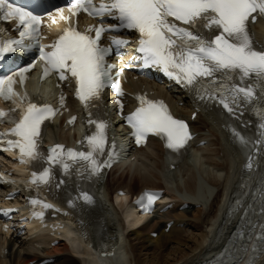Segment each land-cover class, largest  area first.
I'll return each instance as SVG.
<instances>
[{"label":"snow or ice","instance_id":"6c2138e0","mask_svg":"<svg viewBox=\"0 0 264 264\" xmlns=\"http://www.w3.org/2000/svg\"><path fill=\"white\" fill-rule=\"evenodd\" d=\"M69 11L73 16L83 11L93 18L108 16L117 21L107 28L101 23L99 27H89L84 32L70 26L48 46L51 51L46 52L43 47L39 49V59L43 62L42 79L52 73L58 74L60 81L69 79V76L73 78L76 97L89 113L88 123L95 124L96 131L86 138L87 152L65 150L62 145H56L45 155L39 149L41 126L57 112L48 104L32 102L26 92L15 91L17 81L23 87L27 73L34 65L22 67L0 79V98L13 102L20 113L17 120L12 114L0 110V122L13 125L7 132L0 133V143L7 144L3 151H16L21 164L44 161L48 165L39 173L33 171L30 185H49L53 165H59L66 175H70L72 165L69 161L85 162L84 166L91 175H99L103 167L111 166L114 144L113 150L107 153V160L97 159L105 154L108 124L104 120L92 119L90 111L102 104L105 88L114 87L117 95L123 96L120 84L113 81V65L106 61L112 48L100 46L105 32L119 33L127 29L138 33L137 51L144 66L160 68L169 78L193 91L201 101H218L229 113L241 103L254 107L260 105L255 107V112L261 120V129H264V50L255 46L249 27L257 17H264V0H109L99 6L93 0H75ZM59 16L67 22L62 9ZM0 18L17 21L23 28L20 39L0 41V57L26 49V39H39L41 17L14 6L8 0H0ZM90 32H95V36L88 35ZM126 43L118 36H113L111 41L116 49ZM256 84L260 85L259 92ZM64 99L61 94V107ZM137 99L139 106L126 117L136 143H145L151 134L165 139L168 149L179 151L184 148L192 138L188 125L173 118L162 101H151L144 96ZM120 108L122 112L123 104ZM74 121L75 117H72L69 123ZM233 135L241 145H248L249 141L235 129ZM247 166L252 167L251 163ZM145 196L146 210H151L158 196L154 193ZM82 198L86 203L92 202L87 193H82ZM30 203L40 205L42 209L52 207L37 199ZM33 214L37 218L43 217V211ZM260 239L264 241V230Z\"/></svg>","mask_w":264,"mask_h":264},{"label":"bare ground","instance_id":"6f19581e","mask_svg":"<svg viewBox=\"0 0 264 264\" xmlns=\"http://www.w3.org/2000/svg\"><path fill=\"white\" fill-rule=\"evenodd\" d=\"M175 109L181 116L192 114L190 106L181 107L176 103ZM204 120L195 123V130L200 133V137L201 132L210 130L208 135L211 138L206 139L208 145L196 152L194 163L186 162L178 172L169 174L170 179L165 176L167 173L161 148L153 143L150 151L126 170L116 181V185L113 184V177L102 187L104 206L106 204L102 224L112 239L110 249L114 252L113 256H102L91 248L90 244H94L93 248L101 245V249H107V246L99 245L100 230L93 225L88 245L84 235L72 236L69 232L65 238L70 247L66 244L51 247L45 234L37 241H23L19 247H15L18 239L11 240L8 242L10 257L5 258L0 252V264H34L37 260L40 262L47 258H56L54 264H118L120 261L123 264H204L227 253L241 227L242 215L252 201L245 198L242 209L231 218H225L230 199L240 186V168L244 158L241 153L237 155L229 147L215 120L207 121L205 127H202ZM55 137L68 141L72 138V133H59ZM238 159L239 166H235ZM145 188L165 189L167 196L178 201L177 209L144 223V219L138 218L135 211L127 209L123 204L125 199L116 197L118 202H122L121 207H125L126 213L124 211L121 214L113 205L107 204V199L110 201L114 191L124 189L129 194H134ZM184 203L193 208L178 210ZM122 216L127 217L128 230L140 226L138 235L133 237L131 233L124 231ZM171 220L175 222L174 226L166 233L163 224ZM157 231H160L159 237L156 240L149 239L152 245L149 244L146 236ZM5 241L0 236V243ZM259 264H264V258Z\"/></svg>","mask_w":264,"mask_h":264}]
</instances>
